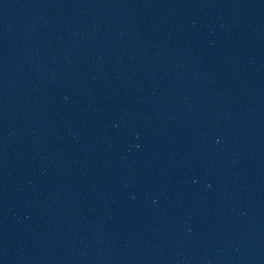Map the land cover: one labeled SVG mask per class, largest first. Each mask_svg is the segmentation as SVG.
Segmentation results:
<instances>
[{
  "label": "water",
  "instance_id": "water-1",
  "mask_svg": "<svg viewBox=\"0 0 264 264\" xmlns=\"http://www.w3.org/2000/svg\"><path fill=\"white\" fill-rule=\"evenodd\" d=\"M0 264H264V0H0Z\"/></svg>",
  "mask_w": 264,
  "mask_h": 264
}]
</instances>
